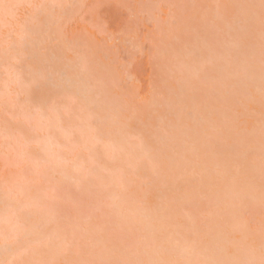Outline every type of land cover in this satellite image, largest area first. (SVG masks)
I'll return each instance as SVG.
<instances>
[{
	"label": "rangeland",
	"instance_id": "obj_1",
	"mask_svg": "<svg viewBox=\"0 0 264 264\" xmlns=\"http://www.w3.org/2000/svg\"><path fill=\"white\" fill-rule=\"evenodd\" d=\"M3 2L56 7H50L48 15L41 16L38 21L34 19V8L12 9L7 16L0 10V131L7 122L18 134L38 135L41 144L44 139L65 144L63 135L73 131L67 137L68 147L59 148L57 153L70 159L79 158L83 167H94L97 175L111 174L117 185H123V190L119 187L115 189L120 198L115 203L120 205L123 202L125 214L128 209L142 207L153 211L161 206L174 217L171 226L156 233V242L168 232L186 234L189 220L183 217L185 212L177 210L179 203L175 201L186 190L191 194L186 195L188 205L185 208L192 215L195 231L204 224H213L222 230L227 226V220L235 216L241 227L236 237L240 238L245 250L259 256L261 225L264 223L261 205L264 201L259 199V195H264V155L260 156L261 151L256 153L254 148L263 145L264 125V81L261 73L264 28L260 0ZM98 4L110 7H91ZM118 5H131V15L129 9ZM252 5L255 7H250ZM59 16L58 24L48 28L47 22ZM26 25L31 31L25 37ZM100 25L106 31H101ZM34 28L38 29L37 33H32ZM57 31L63 32L64 40L50 45L49 33ZM109 36L112 39H108ZM22 39L33 45V49L26 48L29 60L19 65L14 59L15 53L7 57L4 53L11 45L19 48ZM68 42L90 53L93 66L104 77L106 94L97 102L101 108H94L91 114L81 111L76 99L53 87L49 102L62 104L66 109L60 113L61 124L57 125L53 118L55 128L41 129L43 124L33 122L31 129L35 132L32 133L17 111L10 107L5 109V85L15 81L13 68L23 67L26 72L28 64L33 63L31 55L35 53L39 60L38 54L45 47L55 49V54L47 60L53 72L66 67L57 57L63 54V45ZM225 49L230 53L227 62L217 59L208 63L198 81H193L189 71L182 74L176 71L181 64L195 66L201 57L211 58ZM72 59L71 55H65L66 61ZM237 65L241 69H234ZM256 84L261 90L256 88ZM16 91V84L7 87L9 93ZM36 98L39 99V96ZM93 120L102 126L103 133L115 132L110 137L103 135V142H95L92 137L97 133L89 127ZM117 121L136 135L121 143L119 129L114 125ZM86 136L91 137L93 158H97L98 163H93L91 153L82 148L81 140ZM73 140L80 143L73 146ZM115 142L121 143L126 150L123 154L110 152L109 147ZM7 143L12 144V151L6 165ZM33 149L37 150V146L33 145ZM23 151L22 142H9L0 135V190L5 178L18 187L31 185L41 191L46 187L38 176L26 178L21 174L24 164L20 157ZM143 153H147L153 163L142 159ZM138 166H142L140 175H133ZM246 166L248 170L255 166L251 168H254V173L258 169V174H255L261 178L255 175L256 178L249 180L253 174L251 168V176L247 172L239 175ZM199 175L203 182L197 179ZM248 183L252 189L256 183L254 194L259 200L254 202L248 197L241 205L233 202L209 207L213 196H222L227 188L245 192ZM70 187L71 194L75 195L77 186L72 184ZM103 190V185H96L95 191ZM163 192L169 193L167 198L161 199ZM36 194L33 191V195ZM24 202L29 204V201ZM63 209L67 219L60 227L66 228L70 222L79 225L82 230L79 247L58 254L55 250L50 252L47 248L28 245L21 238L25 249L15 257L1 256L0 261L32 264L38 260H99L100 246L91 244V235L102 236L111 248L117 247L115 253L105 255L106 259L101 260L146 259L140 254L142 239L136 234L130 236L128 220L118 219L116 209L83 198L79 204L66 201ZM118 221H121L120 227L115 225ZM163 222L167 223V219L155 223L161 226ZM133 247L137 254H125L126 248ZM232 249L230 247L231 253Z\"/></svg>",
	"mask_w": 264,
	"mask_h": 264
},
{
	"label": "snow or ice",
	"instance_id": "obj_2",
	"mask_svg": "<svg viewBox=\"0 0 264 264\" xmlns=\"http://www.w3.org/2000/svg\"><path fill=\"white\" fill-rule=\"evenodd\" d=\"M20 7H30L36 10L35 21L41 16L48 15L47 10L50 7L45 4L39 5H19L4 3L0 0V10L5 15L12 9ZM87 7V6H85ZM93 8H105L109 5H92ZM120 8L129 9L131 15V5H118ZM216 7H220L217 5ZM250 7H255L252 5ZM259 8L261 11V24L264 28V0H260ZM101 31H106L102 25L99 26ZM31 31L29 26L24 27L25 37ZM127 34V33H126ZM108 39H112L111 36ZM64 40L63 32L57 31L49 33L48 43L60 44ZM15 53L14 59L17 64L23 65L29 60V54L26 52V41L22 42L17 48L15 45L9 46L4 55L7 57ZM62 55L57 57L66 67L59 71L53 72L47 64L48 57L55 54V49L48 47L42 48L39 52V60L36 54L31 55L33 63H29L27 70L23 67L13 68L15 72V81L18 91L14 94L6 92L4 98V107H9L20 114V119L31 129L33 122L51 124L53 118L57 125L61 124L60 113L66 110L62 104L49 102L51 89L54 87L58 92L71 95L79 102L81 111L93 113V110L102 96L106 94V83L104 77L98 74L92 63L90 53L84 51L81 46L71 42L65 43L62 48ZM65 55H71L72 60H65ZM230 53L227 49L216 53L211 58L201 57L199 64H181L176 71L183 73L189 71L193 81L201 78V72L206 68L208 63H214L217 59L227 62ZM261 73L264 81V48L261 53ZM39 96V99L36 97ZM262 102H264V89H262ZM114 125L119 129L118 135L121 143L130 137L136 135L129 127L120 124L118 121ZM89 127L97 133V139H103L102 126L93 120ZM0 135H3L6 141H16L24 146L21 154L23 168L21 174L24 177L38 176L40 181L46 185L41 191L39 188L33 189L31 185L18 187L10 183L5 178L3 189L0 190V207L3 212L0 213V248L6 254L15 256L25 249L21 243V238L27 241L28 245H36L38 248H47L60 252H67L73 247L80 245L81 228L76 223H69L66 228L60 225L65 222L67 217L64 214L63 204L71 200L79 204L81 199H88L94 204L104 203L108 207L116 209L121 221L131 220L135 216L134 209H128L127 213L123 212V202L117 205L115 201L120 198L116 195L115 189L119 187L123 190V185H117L111 177V174L103 176L97 175L95 169L85 168L81 165L80 159H70L69 156L61 153H52L49 149L41 145V138L35 134H18L4 123ZM262 144H264V125H262ZM73 146L80 142L71 141ZM37 146V150L33 149ZM63 149L64 146L58 145ZM112 147L116 149V144ZM12 151V144L5 145V164L10 159L9 153ZM142 159H147L151 164L153 161L147 153H143ZM142 166L133 170V175L139 176ZM77 186L75 195L71 194V185ZM103 185L102 192L95 191L96 185ZM85 190L81 191V188ZM33 191L37 194L34 196ZM24 201H29L26 204ZM91 244L99 247L101 241L93 239ZM125 254H137L136 248H126ZM152 255L153 253H148ZM154 255L159 258H125L116 260H86L78 262H69L65 260L52 261H33L32 264H264V223L261 225V245L259 257L254 254L245 255L242 258L229 260L216 259L210 256H204L200 253L197 239L176 240L170 245H161L154 250ZM0 264H12L9 261H0Z\"/></svg>",
	"mask_w": 264,
	"mask_h": 264
},
{
	"label": "bare ground",
	"instance_id": "obj_3",
	"mask_svg": "<svg viewBox=\"0 0 264 264\" xmlns=\"http://www.w3.org/2000/svg\"><path fill=\"white\" fill-rule=\"evenodd\" d=\"M60 19L61 17L59 16L53 19L52 21H48L47 27L52 29V26L58 24ZM37 32H38L37 28H34L32 30V33H37ZM32 46L33 45L26 42V48L33 49ZM234 69H241V67L240 65H237ZM12 84H16V81L10 82L6 85L7 87H10L12 86ZM256 85H257L256 88H259L261 90L260 86L258 84ZM98 103L96 104L95 109L101 108V105H99ZM52 124H54L53 121L51 124H48L47 122H45L43 123V126L41 127V129L43 128L48 129L50 127L55 128V125L53 126ZM113 132L115 131H109V132L106 131L105 133H103V135L110 137ZM72 133L74 132L70 131V132H66L63 135V138L66 140L65 144H61L57 142L56 140L51 141L49 139H44L41 145L49 149V151H51L52 153H57L59 148L62 149L61 147H58V145L64 146L63 148L68 147L69 140L67 139V137H70ZM92 139L95 142L97 141L103 142V140L97 139V135H93ZM91 144H92L91 137L86 136V137H83V139L81 140V145H82L83 150H88L91 153V158H93L94 155H93ZM112 144L109 147V150L112 154L120 155L126 151L121 145V143L115 142L117 146L116 149L112 147ZM254 151L256 153L258 151L259 152L261 151L259 154H261L260 156H263L264 155V144L258 148H254ZM224 153L225 152H222L221 154H224ZM92 162L98 163V159L93 158ZM202 163L205 164L204 162ZM251 167H255V166H251ZM245 168L241 172H239V175L250 173L249 176H251V172L253 171L254 168L253 169L251 168L252 171L250 170V168L248 170L247 166ZM93 169L95 168L93 167ZM101 169L106 170L105 168H101ZM95 171L97 173L96 169ZM257 171L259 170L257 169L255 173H257ZM252 173L254 175L252 174V176L248 178L249 180L254 179L256 177L261 178L259 175H257L258 173L255 174L254 171ZM197 179L200 182H203L201 175H199ZM249 184L250 183H248V189L245 192H241L240 190L235 189V188H227L223 192L222 196L220 197L213 196V199L209 201L210 203L209 207L218 206L219 204L220 205H223V204L230 205V204H233V202L234 203L238 202L241 205V204H244L245 199L248 197L254 199V202H255L258 199V196H255L254 194L255 188L257 185L256 183L253 184L252 185L253 189H252L251 187H249ZM169 192L171 191L169 190ZM169 192H163L160 198L161 199L167 198ZM190 194L191 193H188L186 190H184V193L175 199V201L179 203L177 210L178 211L182 210L183 212H185L183 217L189 220V224L186 226V232L184 231L186 234H181L180 232H175V233L168 232V234L163 236V238L159 242H156V233L159 232L160 230H166L167 227L171 226V220H173L174 217L170 214H167L166 213L167 210H165V208H161V206L155 208L153 211H148L146 208H142V207L134 208L135 216L131 220H128L127 223L129 227L131 228L129 231L130 236H134V234H136L139 238L142 239V242H141L142 249L140 252L141 255H144L146 259L159 258L154 255V250L156 248L160 247L161 245H170L176 240H182L185 238L197 239L198 248H199L200 253L204 256H210L216 259L229 260V259H234V258H242L245 255L252 254L249 251L244 249V247L242 246L240 242V238L236 237V232L238 233L241 227H240V222L235 216H232V218L227 220V226H224V229L222 230L216 225L204 224L200 229H197V231H195V229L193 228L192 215H190V211H187V209L185 208L188 205L186 195H190ZM259 199L261 201L262 200L264 201V195L262 194L259 195ZM257 202H260V201H257ZM261 205L263 206V209H264V203H261ZM2 212H3V209L2 207H0V213ZM232 214L233 213H231V215ZM165 218L167 219V223L163 222L161 226L155 223L157 221L160 222ZM118 219H119V216H118ZM115 225L117 227H120L121 221H118ZM233 233L235 234V236L233 235ZM89 239L90 240L99 239L101 241L99 260L106 259L105 255H108L110 253H115L117 251V247L115 246L114 248H111V246L107 244V241L103 240L102 236L98 238V237H95L94 235H91ZM230 247L233 248L232 253H231ZM47 251L53 252L52 250H49V249H47ZM148 253H153V254L149 255ZM253 254L256 258L259 257L255 253ZM6 255H9V254H6L3 251V249L0 248V257L6 256ZM15 256H17V254ZM15 256L12 255V257H15ZM110 256H113V255H110Z\"/></svg>",
	"mask_w": 264,
	"mask_h": 264
}]
</instances>
